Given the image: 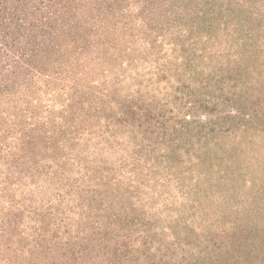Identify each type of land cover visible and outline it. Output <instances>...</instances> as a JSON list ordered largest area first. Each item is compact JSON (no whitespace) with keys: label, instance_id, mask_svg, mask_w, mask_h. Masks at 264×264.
I'll list each match as a JSON object with an SVG mask.
<instances>
[{"label":"trees","instance_id":"obj_1","mask_svg":"<svg viewBox=\"0 0 264 264\" xmlns=\"http://www.w3.org/2000/svg\"><path fill=\"white\" fill-rule=\"evenodd\" d=\"M263 5L0 0V264H264Z\"/></svg>","mask_w":264,"mask_h":264},{"label":"rangeland","instance_id":"obj_2","mask_svg":"<svg viewBox=\"0 0 264 264\" xmlns=\"http://www.w3.org/2000/svg\"><path fill=\"white\" fill-rule=\"evenodd\" d=\"M264 6V5H263ZM264 8V7H263ZM263 76V78H264V74H262ZM161 86H163V87H167V85H166V82L164 81V82H162L161 83ZM262 88H264V84L261 86ZM259 89L260 90V95H264V89ZM253 135L255 136V133H253V130H249V135L247 136V138L246 139H249L250 140V138L251 137H253Z\"/></svg>","mask_w":264,"mask_h":264}]
</instances>
